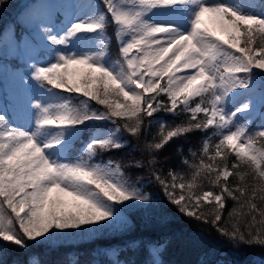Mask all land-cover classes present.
<instances>
[{
	"label": "snow or ice",
	"instance_id": "obj_1",
	"mask_svg": "<svg viewBox=\"0 0 264 264\" xmlns=\"http://www.w3.org/2000/svg\"><path fill=\"white\" fill-rule=\"evenodd\" d=\"M73 7L59 26L39 9L31 13L33 35L16 44L44 56L30 58L21 79L38 93L28 101L27 122L0 111V240L27 247L68 230L90 234L120 224L129 203L151 197L120 163L97 158L156 123L145 145L153 166L170 142L211 130L189 179L153 171L170 203L210 222L234 246H264V11H257L264 0H88ZM159 113L184 119L169 125ZM83 132L88 138L73 159ZM233 176L238 182L230 186ZM205 182L210 187L198 192Z\"/></svg>",
	"mask_w": 264,
	"mask_h": 264
},
{
	"label": "trees",
	"instance_id": "obj_2",
	"mask_svg": "<svg viewBox=\"0 0 264 264\" xmlns=\"http://www.w3.org/2000/svg\"><path fill=\"white\" fill-rule=\"evenodd\" d=\"M36 1L3 0L0 3V33L6 25L12 24L14 33L19 38L21 26L16 17L18 9L22 3L34 4ZM107 31L110 36L113 34L111 26ZM111 48L113 59H116L115 40ZM157 119L171 125L180 123L184 117L175 118L170 114L159 113ZM260 123L259 115L254 117L253 127ZM96 126L108 127L110 124L96 122ZM158 130L159 125L153 123L150 134L146 132L139 140L126 136L131 141L127 147L98 157L120 163L127 178L138 183L145 193L153 197L147 204L137 205L126 211L128 223L124 227L106 229L93 238L75 243L53 244L40 240L38 243L27 241V247H21L0 240V264H264V246H234V242L217 232L210 222L206 224L181 213L176 205L170 203L162 187L152 177L153 171H159L169 180V172L189 179L193 171L191 165L199 162L203 140L211 134V130L207 133L194 131L170 142L156 154L157 164L153 166L149 163L152 153L145 145L153 140ZM88 134L83 132L74 142L71 155L80 152L82 142L87 140ZM215 142L213 138V143ZM134 148L137 150L133 151ZM193 152L197 155L193 156ZM233 159L234 157L229 156V163ZM185 160L187 164L184 163ZM135 161H143L144 168L129 167ZM238 171L248 169L242 166ZM247 179L251 182V176ZM237 182L235 176L229 178L230 186ZM208 187L210 185L205 182L197 191ZM232 207L233 202L229 200L227 210ZM152 246H158L157 250L151 251ZM111 248L114 252L108 256L105 250Z\"/></svg>",
	"mask_w": 264,
	"mask_h": 264
},
{
	"label": "rangeland",
	"instance_id": "obj_3",
	"mask_svg": "<svg viewBox=\"0 0 264 264\" xmlns=\"http://www.w3.org/2000/svg\"><path fill=\"white\" fill-rule=\"evenodd\" d=\"M88 0H37L34 4L22 3L17 12V19L21 26V35L18 38L14 33L12 24L6 25L0 33V111L7 114L11 119L14 118L18 123L25 124L28 120L27 104L30 98H35L38 93L35 89H27L22 83V77L26 78L29 71L30 58L35 60L42 59L44 56L43 49H37L35 52L25 51L22 47H16V44L21 41V38L27 40L33 33L27 21L31 13L38 9L46 15H50L52 21L59 26L61 22H65L73 13L78 10L73 5L86 3ZM41 5L46 7L40 8ZM257 11H264V9H257ZM209 26L212 24L209 22ZM14 60V61H13ZM259 71V70H257ZM97 107L96 105H93ZM102 110V109H101ZM264 111V109H261ZM258 116V115H257ZM256 117V116H255ZM108 127H111L108 126ZM82 147V146H81ZM80 155V152L71 155L75 159ZM100 158H97L99 161ZM108 160V159H107ZM104 160V161H107ZM148 194V193H146ZM149 195V194H148ZM153 200L151 197L150 201ZM148 203V202H147ZM147 203L135 202L129 203L124 209L123 221L117 226L106 228L108 230H115L124 227L128 223L126 211L130 208L143 205ZM104 229V230H106ZM90 234L80 233L79 230H68L67 233H58L53 239L44 241L48 243H75L83 240L93 238L100 232ZM158 246H152L151 251H156ZM108 256H111L114 249L105 250Z\"/></svg>",
	"mask_w": 264,
	"mask_h": 264
}]
</instances>
